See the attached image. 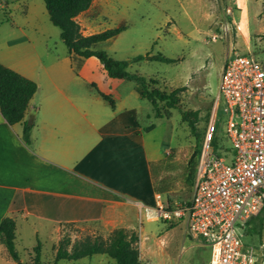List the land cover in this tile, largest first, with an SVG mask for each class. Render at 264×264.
Segmentation results:
<instances>
[{
	"label": "rangeland",
	"instance_id": "374dc122",
	"mask_svg": "<svg viewBox=\"0 0 264 264\" xmlns=\"http://www.w3.org/2000/svg\"><path fill=\"white\" fill-rule=\"evenodd\" d=\"M199 1L202 2L109 0L92 21V28L97 32L126 26L116 36L96 43L93 48L104 50L115 59L127 61V70L144 76L149 88L166 92L181 88L177 92L176 108H169L159 101L155 110L149 100L135 91L133 80L108 77L96 57L71 55L60 38L59 28L48 18L44 0H0V40L2 42L18 35L23 37L24 32L27 39L14 49L19 47L20 53L24 52L27 63L36 60L38 78L35 82L41 85L38 94L46 84L43 78L45 70L61 80L64 67L68 76L64 74L63 83L72 102H100L110 111L109 101L102 96L107 95L116 102L119 112L131 108L142 126L153 124L150 138L159 146L161 153V159L152 165L155 193L176 198L188 197L192 192L203 135L214 112L216 130L212 147L216 152L231 147L226 133L227 114L221 109L222 98L220 106H215L224 63L234 53H249L264 65V0L257 10L256 3L250 0V31L246 32L245 37L242 33L237 34L234 23L240 17L238 0H203L211 15L201 13L202 9L197 7ZM82 28L88 32L86 26ZM213 35L216 38L212 39ZM245 41L248 48L243 43ZM146 54H160L174 61L131 59ZM157 110L162 116H156ZM195 111L194 135L181 114L186 112L189 118L194 119L192 112ZM172 223L175 225L169 227ZM141 224V238L136 232L140 264L208 263L210 248L202 239L193 238L186 232L185 222L149 221L143 218L141 223H136V228ZM94 229L93 226H64L60 228L57 242V233L49 222H39L33 217L18 219L15 249L21 264H33L31 257L36 254L34 248L38 244L39 264H114V260L106 254H94L77 260L56 259L55 251L60 241L70 251L76 241L86 237L107 238L108 235L99 234ZM240 232L243 233L245 245H264V214L253 218ZM0 264H16L4 240H0Z\"/></svg>",
	"mask_w": 264,
	"mask_h": 264
},
{
	"label": "crops",
	"instance_id": "0c3cea01",
	"mask_svg": "<svg viewBox=\"0 0 264 264\" xmlns=\"http://www.w3.org/2000/svg\"><path fill=\"white\" fill-rule=\"evenodd\" d=\"M108 1L92 0L77 15L83 34L97 32L92 21ZM253 1L257 10L263 0ZM202 2L201 13L211 15ZM249 2L238 0L240 17L234 22L244 37L250 31ZM22 36L0 40V63L35 81L36 60L27 63L24 52L14 49L27 39L23 31ZM62 72L68 76L64 67ZM62 77L45 70L46 84L38 94L37 81L21 122L9 124L0 113V220L11 216L15 235L18 219L47 221L57 242L60 228L70 224L93 226L102 235L124 228L141 238L136 203L154 206L158 194L152 165L161 153L150 138L152 129L145 130L133 109L119 112L116 102H108L110 111L100 102H72ZM24 123L30 125L28 142L22 138Z\"/></svg>",
	"mask_w": 264,
	"mask_h": 264
},
{
	"label": "built area",
	"instance_id": "2783aa9c",
	"mask_svg": "<svg viewBox=\"0 0 264 264\" xmlns=\"http://www.w3.org/2000/svg\"><path fill=\"white\" fill-rule=\"evenodd\" d=\"M220 98L231 147H212L214 112L190 196L158 193L154 206L136 203L139 222H185L187 233L209 246V264H264V245H245L240 232L264 210V65L249 53H234L220 73L216 108Z\"/></svg>",
	"mask_w": 264,
	"mask_h": 264
},
{
	"label": "trees",
	"instance_id": "16d2710c",
	"mask_svg": "<svg viewBox=\"0 0 264 264\" xmlns=\"http://www.w3.org/2000/svg\"><path fill=\"white\" fill-rule=\"evenodd\" d=\"M92 0H44V5L50 22L59 28V35L69 53H74L81 57H96L101 62L103 69L108 77L117 79L133 80L135 91L143 98L150 101L153 108L158 109V102H164L169 108H176L178 102L177 92L181 88H174L166 92L158 88H149L147 79L144 76L127 70L128 62L118 60L107 54L104 50L95 49L93 46L101 41L116 36L125 29V25L108 28L91 34H83L80 25L76 20L79 13L86 10ZM132 61L142 59H156L166 62L174 61L171 58L160 54L145 56L137 55L131 58ZM37 89V84L32 79L25 77L19 72L0 63V113L9 124L21 122L29 103ZM113 106L114 102L107 95H102ZM155 112L156 116H162ZM194 119L187 116L186 112L181 114L182 120L186 121L190 131L196 134L197 112H192ZM154 126L150 124L145 130H150ZM30 125L24 123L22 138L25 142L29 141ZM215 140V134L212 142ZM199 154V152H198ZM195 175V173H194ZM194 182V181H193ZM175 224H169L173 227ZM0 236L4 240L8 253L16 264H21L15 249V221L11 216H4L0 220ZM139 237L136 232L128 231L124 228H116L110 232L107 238L94 236L86 237L76 241L70 251L63 246L62 241L56 248V259L77 260L83 257H90L94 254H106L114 260V264H140L139 249L137 246ZM65 245L67 244L64 243ZM36 254L31 257L33 264L40 262V245L34 248Z\"/></svg>",
	"mask_w": 264,
	"mask_h": 264
}]
</instances>
